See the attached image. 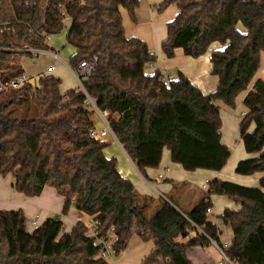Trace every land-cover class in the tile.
<instances>
[{
    "label": "trees",
    "instance_id": "16d2710c",
    "mask_svg": "<svg viewBox=\"0 0 264 264\" xmlns=\"http://www.w3.org/2000/svg\"><path fill=\"white\" fill-rule=\"evenodd\" d=\"M140 0H0V81L24 73L22 61L33 49L51 50L48 36L70 20L66 42L75 48L69 65L92 61L91 74L80 76L118 141L140 172L160 165L164 148L187 171L222 170L231 150L222 141L220 103L234 108L238 95L256 76L264 52V6L242 0H163L162 11L178 9L167 23L162 50L176 48L188 56L211 52L215 91L204 93L183 73L162 80L148 73L155 61L148 44L127 36L122 9L136 21ZM242 26V29L240 28ZM37 84L0 92V174L11 175L14 188L26 196L44 187L64 196L63 213L74 206L90 217L96 236L87 235L82 219L70 232L59 216L33 231L23 210L0 211V264H110L96 238L110 241L116 255L127 249L134 232L154 239L142 264H192L186 251L220 242L221 231L210 220L212 195H226L237 206L219 216L233 238L223 249L237 264H264V80L258 78L243 99L240 138L250 155L238 161L240 175L261 174L258 186L215 178L190 210L173 196L159 202L141 195L106 156L107 142L93 138V111L79 88L61 92L62 80L42 74ZM117 113L119 117L114 118ZM175 185V184H174ZM176 184L175 187H177ZM156 204L152 215L149 209ZM202 230V233L198 231ZM186 242L178 237L187 238Z\"/></svg>",
    "mask_w": 264,
    "mask_h": 264
},
{
    "label": "crops",
    "instance_id": "0c3cea01",
    "mask_svg": "<svg viewBox=\"0 0 264 264\" xmlns=\"http://www.w3.org/2000/svg\"><path fill=\"white\" fill-rule=\"evenodd\" d=\"M162 1L163 0H140V5L136 10V21H133L129 13L125 9H122L126 35L143 39L148 44L150 52L155 56L154 63H150L146 67V71L148 73L159 71L162 76L165 77V81L178 79V75L181 72L204 93L215 91L218 85V77L211 72L212 63L210 55L214 49L222 48V45L218 42L213 43L210 49L199 57L186 55L182 48H176L172 57L166 56L162 50V42L167 37V23L176 16L178 9L176 6H171L159 11L158 4ZM51 47L53 49L42 51L32 57H25L23 59L22 65L24 71L31 77V80L33 78L36 79L42 74H47L59 77L63 81V73L60 71L61 64L67 65L72 71V67H70L69 63L62 58L61 50H58L53 46ZM53 51L57 52L65 63H61L59 60L55 59L52 54ZM71 52H75L74 47L71 48ZM263 53L264 52L261 53V56ZM258 78L260 77H258L257 72L248 89L241 92L236 98V104L237 100L243 101L247 92L252 88L253 83ZM220 112L222 118V141L229 147L232 154L235 148L233 146L234 141L239 139V141L242 142L239 132V121L241 117H237L235 114L231 115L227 110L223 111L221 107ZM244 112L245 111L242 112V116ZM113 117L117 119L119 115L115 113ZM91 120L94 124L98 125L99 128L102 127L101 117L98 113H93ZM105 142L108 143V146L104 150L106 156L116 159L120 174L130 179L134 183L135 189L141 195L151 196L156 202H159L161 198H166L165 196L171 195L184 210H190L204 197L206 189H203L202 186L206 181L218 178L222 180H232L248 186L259 185L261 174L240 175L235 172L233 168L238 159H236L235 163L233 162L230 168H226V165L220 171L207 169L187 171L182 165L174 163L171 160L170 151L167 148H164L163 150L160 165L156 168H147L145 175H143L116 137L111 134L105 139ZM236 148L239 152V159L250 157L246 152L244 145L237 146ZM176 184H178L177 187H175ZM211 201L213 204L212 211L208 216L210 220L218 226L222 235L224 227H228L229 229L232 228L227 226L219 216L226 208L236 209L237 206L226 195H212ZM64 202V196L50 186L44 187L42 192L37 196H26L14 188L11 175L3 176L0 174V211L23 210L26 216V228L28 231H33L46 219L53 216H59L62 219L65 232H70L79 220L82 219L84 221V215H81L74 206L69 209L68 213L64 214L62 212ZM156 206L157 205L154 204L149 209L150 215H152ZM230 234L231 237L229 240H232V230L230 231ZM192 235L193 234H190L187 238L180 236L177 240L186 242ZM221 235L220 242L222 244H229L231 242H222ZM140 237L142 238V236ZM143 241L148 242V244L135 246L130 254L124 253V256L122 255L118 258H114V264H124L129 262L130 264H137L142 262L143 259L154 249V239L151 236L148 235V240L143 239ZM149 242L151 243L150 246ZM186 253L192 264H195L194 258H197V264H218L220 259L217 247L211 242L208 246H196L188 249ZM132 254L133 256L131 260H127L128 256Z\"/></svg>",
    "mask_w": 264,
    "mask_h": 264
},
{
    "label": "built area",
    "instance_id": "2783aa9c",
    "mask_svg": "<svg viewBox=\"0 0 264 264\" xmlns=\"http://www.w3.org/2000/svg\"><path fill=\"white\" fill-rule=\"evenodd\" d=\"M42 51H46L43 49H33L32 52L36 55L39 52ZM53 56L55 59L59 60L61 63H65V61L59 56V54L57 52H52ZM96 57L92 60V61H87V60H83L79 67L77 69H73L72 71L75 74V76L78 78L79 81V89L82 90V92L86 95V99H85V104L88 106V108L90 110L94 112H98L99 116L101 117V125L102 127L99 128L98 125L96 124H92V126L89 129V133L90 135L95 138L96 140L99 141H104L105 139L109 136V135H113L114 137H116L112 127L110 126L109 122L107 121V112L106 111H101L98 107L97 104L95 102V100L87 93L81 77L80 76H86L91 74L92 70L95 67V61H96ZM71 67V66H70ZM162 80L165 81V77L162 76L161 77ZM31 81V77L27 74V73H22L21 75L12 78L6 82H2L0 81V92H5V91H13V90H20L22 89L28 82ZM117 138V137H116ZM209 181H206L202 188L203 189H207ZM212 211V208H209L207 210L208 214ZM89 226V225H88ZM198 231L200 233H202V230L198 228ZM87 235L94 237L96 236V228L94 226V224L92 223V225L89 226L88 231H87ZM211 243H213L217 249L218 252L220 254V259L218 261V264H237V262L235 260H233L232 258H230L224 251V247L227 246V243H217L215 240H210ZM95 245H100L101 246V256L106 258V259H111L116 253L115 250L112 248L111 242L104 240L102 238H96Z\"/></svg>",
    "mask_w": 264,
    "mask_h": 264
},
{
    "label": "rangeland",
    "instance_id": "374dc122",
    "mask_svg": "<svg viewBox=\"0 0 264 264\" xmlns=\"http://www.w3.org/2000/svg\"><path fill=\"white\" fill-rule=\"evenodd\" d=\"M242 1L253 2V3L261 4L264 6V0H242ZM171 6H175V5H171ZM171 6H169V7H171ZM69 26H70V21L67 19V20H65V27L60 33L49 36L50 45L53 46L54 48L58 49V50H61L62 58L64 60H66L68 63L70 62V58L73 55L72 54L73 52H71V48H73L72 45H69L66 42V34H67V30H68ZM240 28L242 29V26H240ZM61 65L63 67L62 66L60 67V71H61V73H63V77L65 79V80L63 79V81H62L61 92L65 93L69 89L79 88V86H80L79 81H78L77 77L75 76V74L69 69V67L67 65H64V64H61ZM258 77L264 79V53L261 56L260 68L258 70ZM31 82L35 85V84H37L38 80L33 78L31 80ZM66 85H67V88H66ZM220 107L222 108L223 111L227 110L231 115L235 114V115H237V117H242V112L245 111V106L243 105V101H239V100H237V104L235 105L234 108H228L227 106H225L222 103H220ZM94 113H98V112L96 111ZM233 146L235 148H234L232 154L230 155L231 158L229 157L230 159L228 161V164H226L227 165L226 168H230V166L233 164V162L235 163L236 159H238L236 164L238 163L239 160L244 159V158H240V159L238 158L239 152L237 151V148H236L237 146H243V143L241 141H239V139H236L234 141ZM236 164L233 168L234 170H235ZM228 181H232V180H228ZM232 182H235V181H232ZM84 221L86 223H88V225L92 224L90 217H88V216H84ZM226 225L231 228L230 225H228V224H226ZM231 230L232 229H229L228 227H224L222 235H221L222 242H230L231 241V239L229 240V238L231 237L230 236ZM143 244L146 245V244H148V242H144L143 239L139 236V234L137 232H134L127 249H125L124 251H122L118 255L115 254L111 259H109V263L114 264V262H113L114 258H118L119 256H122L124 253L130 254L131 250L135 246L143 245ZM150 245H151V243L149 242V246ZM133 254L129 255L127 260H131ZM197 262H198L197 258H194V263L197 264ZM124 264H130V262L124 263ZM137 264H142V262H139Z\"/></svg>",
    "mask_w": 264,
    "mask_h": 264
}]
</instances>
